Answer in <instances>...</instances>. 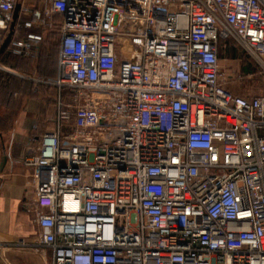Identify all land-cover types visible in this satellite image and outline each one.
I'll list each match as a JSON object with an SVG mask.
<instances>
[{
  "label": "built area",
  "instance_id": "1",
  "mask_svg": "<svg viewBox=\"0 0 264 264\" xmlns=\"http://www.w3.org/2000/svg\"><path fill=\"white\" fill-rule=\"evenodd\" d=\"M35 1L0 0V45L17 2L25 29L59 35L53 80L0 62L59 91L54 129L23 157L34 250L47 264H264V95L232 93L220 62L234 39L264 64V0Z\"/></svg>",
  "mask_w": 264,
  "mask_h": 264
},
{
  "label": "crops",
  "instance_id": "2",
  "mask_svg": "<svg viewBox=\"0 0 264 264\" xmlns=\"http://www.w3.org/2000/svg\"><path fill=\"white\" fill-rule=\"evenodd\" d=\"M28 3L31 7H38L35 0ZM56 17L58 20L59 16ZM25 18L27 16L22 14L17 20V30L9 46L0 55V62L4 67L22 72L20 67H11V56L8 54H13L10 51L12 42L24 40L28 31L38 33L42 37L41 40L39 42L28 40L31 50L25 56L35 60L36 63L45 61L46 67L42 69L48 70V73L42 78L53 80L57 72L58 31L37 28L27 30L22 26ZM7 74L10 76H6ZM11 75L20 78L19 75L0 69V248L2 252L12 251L22 243L26 246L36 245L39 226L35 221L33 210L35 205L30 178L32 169L24 165L23 157L29 152V147L37 143L41 134L54 129L59 94L55 85L36 81L31 84V91H26L24 82L19 83L20 81Z\"/></svg>",
  "mask_w": 264,
  "mask_h": 264
},
{
  "label": "rangeland",
  "instance_id": "3",
  "mask_svg": "<svg viewBox=\"0 0 264 264\" xmlns=\"http://www.w3.org/2000/svg\"><path fill=\"white\" fill-rule=\"evenodd\" d=\"M56 15L53 16V21H56ZM39 30H43L42 28ZM57 31L55 27H50L47 31ZM227 42L235 48V54L231 55L226 51L220 53L221 65L227 73L231 74V83L228 85L232 93L244 97H252L264 95V64H261L252 55L246 52L234 39H229ZM11 67H20L22 72L34 77H44L46 74L42 69L46 67L45 61L36 63L35 60L21 54H11ZM25 56V57H23ZM40 66V69L38 67ZM42 71V72H41ZM21 83L24 82L25 90L31 91V84L35 81L28 77L20 78L11 75ZM38 84V83H36ZM35 246H16L12 251H3L0 248V259L5 264H46L44 259L34 250Z\"/></svg>",
  "mask_w": 264,
  "mask_h": 264
},
{
  "label": "water",
  "instance_id": "4",
  "mask_svg": "<svg viewBox=\"0 0 264 264\" xmlns=\"http://www.w3.org/2000/svg\"><path fill=\"white\" fill-rule=\"evenodd\" d=\"M20 9H21V4H20V2H17L15 4L14 10H13L12 21L10 23L9 29H8L7 33L5 34V36H4L3 40H2V43L0 45V55L4 52V50L11 43V40H12L13 35L15 33V27H16V24H17V20L19 18ZM0 264H5L2 261V259H0Z\"/></svg>",
  "mask_w": 264,
  "mask_h": 264
},
{
  "label": "trees",
  "instance_id": "5",
  "mask_svg": "<svg viewBox=\"0 0 264 264\" xmlns=\"http://www.w3.org/2000/svg\"><path fill=\"white\" fill-rule=\"evenodd\" d=\"M57 29V28H56ZM225 51L227 52V53H230L231 55H234L235 54V48L233 47V46H231V44L229 43V42H226V49H225ZM58 55V54H57ZM8 56H10V54H8ZM40 69V66L38 67V69L37 70H39ZM41 70V69H40ZM42 72V71H41ZM45 73H48V70H45L44 71ZM6 76H10V75H6Z\"/></svg>",
  "mask_w": 264,
  "mask_h": 264
}]
</instances>
